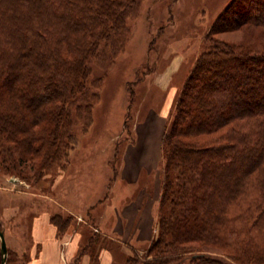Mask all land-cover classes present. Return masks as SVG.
<instances>
[{"label": "trees", "instance_id": "trees-1", "mask_svg": "<svg viewBox=\"0 0 264 264\" xmlns=\"http://www.w3.org/2000/svg\"><path fill=\"white\" fill-rule=\"evenodd\" d=\"M142 1L0 0L1 165L41 150L46 160L60 154L73 111L88 115L95 98L90 60L119 45ZM226 15L264 26V0H234ZM162 148L157 235L142 261L128 263L182 264L191 254L192 264H228L192 246L202 244L231 252L234 264H264L263 46L212 41L180 92ZM161 244L168 253L149 258Z\"/></svg>", "mask_w": 264, "mask_h": 264}, {"label": "rangeland", "instance_id": "rangeland-1", "mask_svg": "<svg viewBox=\"0 0 264 264\" xmlns=\"http://www.w3.org/2000/svg\"><path fill=\"white\" fill-rule=\"evenodd\" d=\"M233 2L143 0L127 20L119 45L102 44L104 55L90 60V81L96 80L90 93L95 98L88 102V115L73 111L70 138L62 142L60 154L46 160L47 149L26 157L20 165L0 164V225L8 246L6 264L31 261L39 249L33 236L36 220L41 233L54 229L59 239L80 236L83 244L68 264L100 262L109 253L115 264H129L135 257L142 261L151 244L140 249L131 244L117 247L108 237L113 210L137 200L143 189L153 197L159 182L157 235L165 165L161 136L173 120L180 92L197 60L212 41L264 48V26L235 25L224 19ZM84 40L87 44L88 39ZM42 124L45 129L52 127L48 120ZM21 130L29 137L28 129ZM43 134L36 137L35 147L42 144ZM136 141L154 159L156 150L160 151L158 169L144 165L139 181L130 184L120 178V170L126 150ZM14 158H19L17 151ZM192 246H202L201 252L208 257L234 264L227 250ZM167 251L161 244L149 258ZM190 255L182 264H192Z\"/></svg>", "mask_w": 264, "mask_h": 264}, {"label": "crops", "instance_id": "crops-1", "mask_svg": "<svg viewBox=\"0 0 264 264\" xmlns=\"http://www.w3.org/2000/svg\"><path fill=\"white\" fill-rule=\"evenodd\" d=\"M139 144L140 142L137 143L136 141L129 150H126L125 164L120 170V178L130 184L139 181L145 170L144 165L152 170L158 169L156 160L159 159L160 151L158 153L156 150L154 159L152 155L144 152ZM136 154L138 159L134 158ZM158 185L159 182H157L153 197L144 193L143 189V193L137 200L125 202L123 205H119L115 211L113 210L114 224L111 230L108 231V237L111 238L115 246L120 247L121 245L131 244L136 249H140L151 244L156 235L157 207L161 194ZM38 229L36 220L33 226V236L34 243L39 249L32 254V259L28 264H68L70 260L74 259L75 253L83 244L79 241L80 236L70 235L59 239L54 229H49L48 232L46 230V233H41ZM108 256H102L100 262L94 261L92 263L89 261L88 264H115L113 255L109 253Z\"/></svg>", "mask_w": 264, "mask_h": 264}, {"label": "water", "instance_id": "water-1", "mask_svg": "<svg viewBox=\"0 0 264 264\" xmlns=\"http://www.w3.org/2000/svg\"><path fill=\"white\" fill-rule=\"evenodd\" d=\"M0 245H1L2 264H6L8 257V246L4 231H2L1 226H0Z\"/></svg>", "mask_w": 264, "mask_h": 264}]
</instances>
